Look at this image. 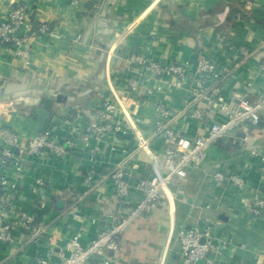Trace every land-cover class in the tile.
I'll return each mask as SVG.
<instances>
[{
  "label": "crops",
  "instance_id": "0c3cea01",
  "mask_svg": "<svg viewBox=\"0 0 264 264\" xmlns=\"http://www.w3.org/2000/svg\"><path fill=\"white\" fill-rule=\"evenodd\" d=\"M71 1L0 0V22L10 6L26 2L32 7L31 20L48 23L64 36L32 39L29 65L13 59L11 50L0 44V124L22 136L50 129L55 136L72 137L74 143L62 158L24 155L19 177L12 168L0 167V175L18 185V207L35 212L38 224L46 226L32 240L25 230H17L12 243L0 242V264H40V260L56 264L69 239L80 235V243L86 246L128 213L108 179L67 209L71 198L65 190L83 192L84 173L92 166L105 174L108 166L122 162L133 197H142L134 187L152 174V168L136 148L132 130L103 140L94 163L80 135L92 121L93 109L110 94L107 78L118 94L125 93L122 69L128 54L141 51L161 62L193 63L198 51L213 47L227 73L224 95L228 104L235 96L252 92L247 84L259 54L244 60L223 40L256 48L264 37V0H83L78 7ZM253 86L259 88L260 82L256 80ZM184 98L183 91H163L146 102L141 97L142 103H128V107L140 130L150 137L157 117L155 105L165 103L178 112ZM2 104L10 105L6 114ZM175 123L188 136L204 131L187 117ZM164 144L161 138L150 140L159 164ZM254 147L264 154V113L257 125L244 124L208 148L206 172L189 169L187 177L172 185L174 232L181 225L209 227L212 237L226 243L220 264H264V218H254L244 207L255 190L264 195V162L250 154ZM217 171L239 174L245 187L219 188L211 177ZM39 178L43 185L36 183ZM170 224L167 207L148 210L122 230L117 251L94 256L89 264H102L104 258L110 264H159L170 236L164 264H179V243Z\"/></svg>",
  "mask_w": 264,
  "mask_h": 264
},
{
  "label": "built area",
  "instance_id": "2783aa9c",
  "mask_svg": "<svg viewBox=\"0 0 264 264\" xmlns=\"http://www.w3.org/2000/svg\"><path fill=\"white\" fill-rule=\"evenodd\" d=\"M82 1L72 0L71 3L78 7ZM31 11L29 3L16 2L9 7L0 22V44L11 50L13 59L22 61L25 65H29L33 59L30 44L32 39L39 36L64 38L48 23H36L31 20ZM221 22L223 21L218 25ZM223 41L227 48L235 51L244 60L255 52L260 56L247 84L248 88H252V92L235 96L231 105L224 95L227 73L218 51L213 47L198 51L193 63L161 62L147 57L141 51L128 54L124 58L122 69L126 84L125 93L122 95L113 89L107 78L110 94L93 109V119L84 128V133L80 134L81 131L76 127L85 142L88 158L91 162H96L101 155L100 144L103 140L109 136L126 135L127 129H130L136 148L145 154L151 163L152 174L137 181L134 189L142 197L135 199L122 162L108 166L105 174H101L95 166L87 169L83 176V192L65 190L66 195L71 198L67 209L80 203L87 193L104 179H108L114 187L118 201L127 207L128 213L115 220L86 246L80 243V235L69 239L63 249L64 253L60 254V261L56 264H89L94 256L117 251L122 230L140 215L156 207H167L171 223L170 232L173 233L175 211L172 185L187 177L189 169L207 171L204 163L208 148L212 144L244 124L257 125L260 122L264 113V37L254 49L234 44L232 41ZM256 80L260 82V87L255 89L253 85ZM163 91H183L185 98L182 108L177 112L168 104H156L154 109L157 117L151 124V135L148 137L140 130L139 122L129 110L128 103L136 106L142 103L141 97L146 102L156 93ZM1 109L6 114L11 108L10 105L2 104ZM76 117L79 118L80 114H76ZM180 117H187L201 124L203 133L195 136L184 134L175 123ZM155 138H161L165 142L161 164L157 162L150 148V140ZM247 140L246 132L242 141ZM73 144L72 137L55 136L50 129L22 136L7 124H0V167L4 170L12 168L15 176L19 177L24 170V155L62 158L72 149ZM250 154L264 162V154H261L258 148H252ZM211 177L221 189L245 187L244 180L236 173L217 171L213 172ZM36 183L43 185L44 181L39 178ZM17 187L15 181L0 175V242L3 243H12L17 230H25L32 240L46 229L45 225L38 224L35 212L23 211L18 207ZM244 207L254 218H264V195L255 190L251 199L244 201ZM209 231V227L200 230L197 227L181 225L176 228L174 234L179 243V264H220L226 243L212 237ZM170 240L171 236L163 247L159 264H164ZM111 262L109 258H104L102 264ZM40 264L48 263L40 260ZM113 264L120 262L114 261Z\"/></svg>",
  "mask_w": 264,
  "mask_h": 264
},
{
  "label": "water",
  "instance_id": "95a60500",
  "mask_svg": "<svg viewBox=\"0 0 264 264\" xmlns=\"http://www.w3.org/2000/svg\"><path fill=\"white\" fill-rule=\"evenodd\" d=\"M153 156H151V159H152Z\"/></svg>",
  "mask_w": 264,
  "mask_h": 264
},
{
  "label": "trees",
  "instance_id": "16d2710c",
  "mask_svg": "<svg viewBox=\"0 0 264 264\" xmlns=\"http://www.w3.org/2000/svg\"><path fill=\"white\" fill-rule=\"evenodd\" d=\"M47 104H49V103H47ZM44 131V130H43Z\"/></svg>",
  "mask_w": 264,
  "mask_h": 264
}]
</instances>
